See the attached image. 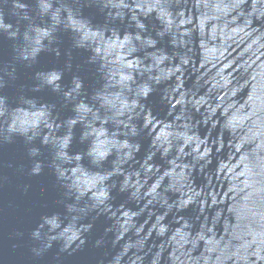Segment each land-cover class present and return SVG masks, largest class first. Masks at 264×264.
<instances>
[{"label": "clouds", "instance_id": "obj_1", "mask_svg": "<svg viewBox=\"0 0 264 264\" xmlns=\"http://www.w3.org/2000/svg\"><path fill=\"white\" fill-rule=\"evenodd\" d=\"M33 2L0 0V35L13 41L12 63H0V92L17 79L16 63L31 68L41 53L58 59L57 34H71L64 67L36 71L27 89L56 94L59 108L25 95L24 86L16 106L0 94V148L22 139L26 174L47 167L61 190L56 204L64 212L41 215L29 233L33 260L54 244L69 255L82 250L103 215L111 223L93 247L118 249L107 264H264V60L253 87L260 102L247 118L242 105L248 70L264 57V0ZM89 6L104 16L102 25L82 14ZM241 33L246 55L229 59V37ZM72 49L89 53L98 85L90 92L80 75L61 83ZM198 63L216 70L201 72ZM154 93L167 109L163 118L146 103ZM69 106L72 115L62 119ZM142 139L149 143L138 158ZM74 140L86 148L70 152ZM15 172L24 174V165ZM7 182L0 174V189ZM114 191L127 194L124 203L114 206ZM189 208L194 215H181Z\"/></svg>", "mask_w": 264, "mask_h": 264}, {"label": "water", "instance_id": "obj_2", "mask_svg": "<svg viewBox=\"0 0 264 264\" xmlns=\"http://www.w3.org/2000/svg\"><path fill=\"white\" fill-rule=\"evenodd\" d=\"M25 3H28L30 7H34L33 0H24ZM82 14L85 17H88L92 20L94 24H103L104 16L99 13L98 9L95 6L83 7ZM6 22L15 23L14 19L6 17ZM198 23V21H196ZM146 24L151 26L150 21H145ZM26 22H21V31L25 26ZM123 27V26H121ZM208 32L210 34L211 28L209 27ZM60 39L59 48L61 51V56L57 59L53 54L50 53H41L38 57L37 64L33 65L31 68H26L23 64L16 63V77L15 81L9 82L4 88L3 92L0 94L6 95L9 98V102L12 106H16L14 101L16 97L20 94V87L24 86L25 95L32 97L41 98L44 102L56 103L59 108V97L56 94L51 93L49 90L45 89L40 93H31L27 91L35 81L33 76L36 71H48L53 68H63L66 62L65 52L71 48V34L60 32L57 34ZM223 40L221 36L219 38ZM231 40V47L228 49L229 59L240 60L242 58V53H245L246 44L244 43V38L242 33L232 35L229 37ZM165 46L167 44V38H165ZM12 44L13 41L8 40L5 36L0 35V63H12ZM72 54V70L66 72L61 83L66 84L70 81L73 74L80 75L84 80V87L89 92L93 87L98 85L95 83L96 76L94 75V68L91 65H87L85 61L89 56L88 52L84 50H71ZM264 60V57H261L260 60L255 61L251 64V67L248 70L246 87L247 91L244 97L242 98V105H248L245 118L248 114L251 113L252 105H255L260 102L259 90L253 91L254 85L260 79L259 75V64L260 61ZM222 61L218 63V67H222ZM77 65L80 66L77 70ZM197 67L200 68L201 72L204 71H215L216 69L209 64L208 66L201 67L199 63ZM235 67V64L233 65ZM232 69H226L225 71H231ZM191 85V79L186 83V86ZM249 96L252 97V101H249ZM153 108V113H159V117L163 118L167 109L164 105L160 103L159 93H154L149 97L148 102ZM244 111L243 107L241 109ZM61 118H67L72 115L69 108L62 109L60 111ZM76 136H79V126H77ZM203 129L201 134L203 135ZM215 135V133H214ZM149 140H141V152L138 154V158H142L145 150L147 149ZM35 146L39 147V142L37 141ZM86 148V145H81L77 143L76 140L73 141V144L70 148V152L83 151ZM45 156L48 155L47 149H41ZM157 163H162L159 161L158 157L156 158ZM238 162V161H237ZM11 163L12 168H8L6 165ZM87 164V161H84ZM0 164L5 165L0 168V174H3L8 177V182L5 184L3 189H0V264H97L100 259H105V264L107 260L115 254V251L118 249H112L110 244L105 245L102 248H94V241L104 235V229L108 227L111 221L107 220L105 216H100L94 222L93 229L88 235V242L85 244L82 250H77L76 252L69 255L68 253H60L59 245L54 244L53 247L44 254V256L38 260L34 261L29 248L32 246V241L29 239L30 231L36 226L39 222V217L44 214H51L52 212L63 213L64 209L62 205H57L56 201L60 199V189L54 187L55 177L50 174V170L45 167L44 171L40 176L29 177L26 173L28 168L31 166V161L26 155V148L23 144L22 139L16 138L12 144H6L0 148ZM19 165H24L25 173L18 174L15 172V169ZM109 165H105L108 167ZM214 167V165H213ZM223 175V174H222ZM201 179L197 178L196 183L200 184ZM22 184H30L31 187L27 194H21L19 186ZM116 199L113 201L114 206H118L127 198V194H117V192L112 193ZM11 205V206H10ZM43 205H46L44 207ZM126 207H134L132 204H127ZM181 215L192 216L194 213L192 209L189 208ZM143 217H141L142 221ZM170 219V218H169ZM15 231H22L24 236L20 240H15L10 238L11 234ZM105 239L110 240L111 234ZM15 243L18 247L13 250L12 244ZM107 252L108 256L105 257L104 253ZM57 257L59 258L57 260Z\"/></svg>", "mask_w": 264, "mask_h": 264}]
</instances>
